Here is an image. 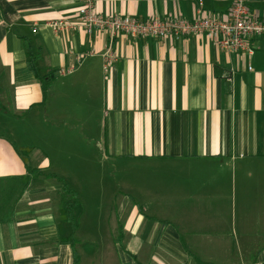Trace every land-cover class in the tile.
<instances>
[{
  "label": "crops",
  "instance_id": "crops-1",
  "mask_svg": "<svg viewBox=\"0 0 264 264\" xmlns=\"http://www.w3.org/2000/svg\"><path fill=\"white\" fill-rule=\"evenodd\" d=\"M245 3L264 17V0ZM81 4L0 0V264H72L63 241L76 240V208L93 195L61 178L106 176L147 207V264H264V40H249V56L200 35L111 40L48 26L76 22ZM230 4L93 0L97 13L141 21L226 18ZM108 46L117 61L105 69ZM65 188L78 197L74 230Z\"/></svg>",
  "mask_w": 264,
  "mask_h": 264
},
{
  "label": "rangeland",
  "instance_id": "rangeland-1",
  "mask_svg": "<svg viewBox=\"0 0 264 264\" xmlns=\"http://www.w3.org/2000/svg\"><path fill=\"white\" fill-rule=\"evenodd\" d=\"M31 120H26L19 129L20 136L30 142ZM21 156L27 159L21 146L16 145ZM95 156L97 152L94 153ZM92 155V158H94ZM90 158L88 170L97 165ZM29 162L30 157H29ZM81 196L91 193V197L81 201L76 208L75 219L78 232L75 233V247L79 254V264H147V207L142 205L141 212L134 209V203H125L124 193L113 185L111 177L61 178ZM109 181V182H107ZM128 206L127 209H124ZM157 259L164 260L160 257Z\"/></svg>",
  "mask_w": 264,
  "mask_h": 264
},
{
  "label": "built area",
  "instance_id": "built-area-1",
  "mask_svg": "<svg viewBox=\"0 0 264 264\" xmlns=\"http://www.w3.org/2000/svg\"><path fill=\"white\" fill-rule=\"evenodd\" d=\"M77 21L69 22L56 19L48 26L55 33L63 30H82L90 36L94 32L107 31L111 40L119 34L130 37H189L205 36L222 51L252 55L254 49L249 40L260 37L264 40V17L250 16L245 0H231L226 18H195L184 20L177 18H151L144 21L128 15L101 14L94 11L93 0H81ZM103 66L108 68L117 61V54L108 46L102 54ZM250 69V68H249ZM72 68L61 69L59 73L69 74ZM227 80L230 82L231 77Z\"/></svg>",
  "mask_w": 264,
  "mask_h": 264
},
{
  "label": "trees",
  "instance_id": "trees-1",
  "mask_svg": "<svg viewBox=\"0 0 264 264\" xmlns=\"http://www.w3.org/2000/svg\"><path fill=\"white\" fill-rule=\"evenodd\" d=\"M27 67L30 69L31 72H33V74L37 75L33 60H30V59L27 60ZM22 151L28 152L27 149H23ZM23 160H24V163H25V166H26L28 173H30V175H31L33 173L32 169L28 166L26 158H24ZM65 189L69 194H71V196H70L71 198L64 203V213L66 216V221L71 223V226L74 230L75 219L73 216V211L76 208V206L78 205V197H77L75 192H73L67 188H65ZM75 241L76 240L74 239V237L73 238L71 237L70 239H68V240L66 239V241H63V242L71 245L72 252H73V263L72 264H79V254H78L77 250L75 249ZM200 264H202V263H200Z\"/></svg>",
  "mask_w": 264,
  "mask_h": 264
}]
</instances>
